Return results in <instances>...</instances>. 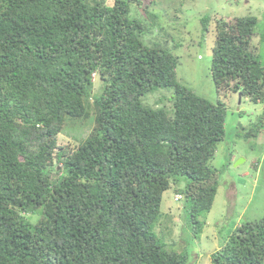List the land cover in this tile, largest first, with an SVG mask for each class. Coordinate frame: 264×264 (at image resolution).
<instances>
[{
	"label": "trees",
	"instance_id": "obj_1",
	"mask_svg": "<svg viewBox=\"0 0 264 264\" xmlns=\"http://www.w3.org/2000/svg\"><path fill=\"white\" fill-rule=\"evenodd\" d=\"M130 1L0 0V264H185L153 231L180 175L194 233L204 226L198 217L219 186L210 161L225 137V104L178 81L177 57L143 41L150 25L131 16ZM210 20L217 95L264 103L257 18L205 14L203 29ZM158 88L173 90L172 115L144 103ZM89 120L77 146L58 144L66 123ZM260 131L255 123L244 137ZM37 210L31 222L25 214ZM212 262L264 264V207Z\"/></svg>",
	"mask_w": 264,
	"mask_h": 264
},
{
	"label": "rangeland",
	"instance_id": "obj_2",
	"mask_svg": "<svg viewBox=\"0 0 264 264\" xmlns=\"http://www.w3.org/2000/svg\"><path fill=\"white\" fill-rule=\"evenodd\" d=\"M130 11L132 17L150 25V31L142 35L146 44L160 42L177 57L175 72L179 82L213 103L220 99L225 104V137L217 144L210 161L219 172V186L210 211L198 217L199 221H204L202 230L194 233L195 225L182 193L186 183L184 175L171 180L164 191L161 215L153 229L166 243L165 248L184 256L185 264H214L212 254L224 246L231 231L242 222L259 219L263 214L264 103L241 98L231 91L226 96L217 95L210 73L216 41L215 22L210 20L203 29L200 19L205 14L224 17L226 21L254 15L257 26L252 45L264 62V42L260 41L264 33V0H131ZM152 18L155 23L151 24ZM96 91H99V82L95 76L93 92ZM172 93V89L158 88L142 99L145 104L162 107L172 115ZM76 123H66L58 135V144L75 147L87 136L90 120ZM255 123L261 125V131L256 136L244 137ZM55 173L52 170V174ZM175 194H180L181 198L174 200ZM39 214L37 210L25 215L35 222Z\"/></svg>",
	"mask_w": 264,
	"mask_h": 264
},
{
	"label": "built area",
	"instance_id": "obj_3",
	"mask_svg": "<svg viewBox=\"0 0 264 264\" xmlns=\"http://www.w3.org/2000/svg\"><path fill=\"white\" fill-rule=\"evenodd\" d=\"M181 198V195L180 194H176L175 196H174V200H179Z\"/></svg>",
	"mask_w": 264,
	"mask_h": 264
},
{
	"label": "clouds",
	"instance_id": "obj_4",
	"mask_svg": "<svg viewBox=\"0 0 264 264\" xmlns=\"http://www.w3.org/2000/svg\"><path fill=\"white\" fill-rule=\"evenodd\" d=\"M176 195V194H175Z\"/></svg>",
	"mask_w": 264,
	"mask_h": 264
}]
</instances>
